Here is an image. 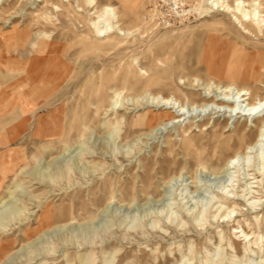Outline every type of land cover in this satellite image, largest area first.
I'll return each mask as SVG.
<instances>
[{
  "label": "rangeland",
  "instance_id": "rangeland-1",
  "mask_svg": "<svg viewBox=\"0 0 264 264\" xmlns=\"http://www.w3.org/2000/svg\"><path fill=\"white\" fill-rule=\"evenodd\" d=\"M18 1L0 0V104L25 99L35 121L0 197V264H264V137L247 149L262 118L135 105L226 84V53L242 61L239 84L263 92L264 70L248 76L264 64V22L243 32L208 0H179L170 23L154 0H49L46 18ZM105 6L128 34L93 31ZM168 111L180 120L153 130ZM238 151L249 155L226 168Z\"/></svg>",
  "mask_w": 264,
  "mask_h": 264
},
{
  "label": "bare ground",
  "instance_id": "bare-ground-1",
  "mask_svg": "<svg viewBox=\"0 0 264 264\" xmlns=\"http://www.w3.org/2000/svg\"><path fill=\"white\" fill-rule=\"evenodd\" d=\"M7 0H5L6 2ZM209 4H211L212 7H222L221 10L231 15L235 23L242 29L243 32H248L249 29L247 26H245L246 23L253 25L257 28H261L262 24L264 22L263 16H262V7L259 1L253 0L251 6L253 7L252 10H247L244 7V2L241 0H234L235 6H231L229 4V0H208ZM49 0H34L33 2L31 0H19L17 2V5L21 10H24L26 8H30L34 6V9L37 11V17H47V8L49 6ZM86 3L89 7L95 6V0H86ZM3 3H0V7H2ZM264 9V8H263ZM95 12H93L94 14ZM91 27L93 31L98 36H104L106 38H109L111 34L118 33L119 35H125L128 34V31H123L120 28V25L118 23V16L115 12V10L111 7L105 6L102 11L97 14L96 20L91 21ZM252 27V26H251ZM254 28V27H253ZM255 29V28H254ZM253 29V30H254ZM255 29V30H256ZM257 31V30H256ZM255 31H253L254 33ZM251 33V32H250ZM24 36L20 35L19 39L23 40ZM225 47H222L221 51L224 50V48H227L230 51H233L230 49L229 46L223 45ZM234 52V51H233ZM210 59L207 60V64L209 69H213V58L215 56L214 52H210ZM220 66L216 68L219 71L216 73L218 76L225 77L228 79L226 84H221L220 82H216L214 80H210L209 82L205 83L206 85L205 90L206 92L202 94H190L185 93L183 95L184 100H179L177 98H165L163 96L159 95H151V94H144L142 97L143 99H146L145 103H141L139 99L136 101L135 105H146L147 107H154V108H163V109H173L175 105L181 108V110L184 109L185 105H198L199 108H205L209 105H216L221 108H230L234 112L237 110L238 112L236 115L244 116V117H261V127H260V133L258 141L255 143L254 146H248L247 149L255 148L258 144L262 142L264 137V91L263 92H254L249 87L241 86L239 84V65L242 64V61L239 60V56H236L235 58L232 56V53L230 55L223 54L222 57H220ZM258 69H251L250 75L248 76V79L253 78L255 81H259L262 75V71L264 70V64H258ZM233 66L234 69L232 68ZM245 72H243L240 76V78H246ZM183 81L180 79V82ZM219 81V80H218ZM184 83V81H183ZM194 83H198V79H194L189 83L187 86L185 85L184 89H195ZM224 83V82H223ZM261 83V82H260ZM185 84V83H184ZM259 84V83H258ZM198 85V84H197ZM215 86L217 89L216 91L220 90V94L218 95H211L212 93V86ZM180 86V85H179ZM201 87V86H200ZM198 89V88H197ZM200 90V89H198ZM215 91V90H214ZM219 92V91H218ZM217 93V92H216ZM195 95L194 99H191L190 96ZM114 105H117V101L114 102ZM197 108V107H196ZM241 111V112H239ZM174 113H176L174 111ZM172 111L166 112L164 115L168 118V122L164 124L161 123L157 125L153 130H160L162 126H167L169 124H174L178 122L180 119H178L175 114ZM260 120V119H259ZM163 128V127H162ZM242 130V129H241ZM154 132V131H153ZM246 151V150H245ZM258 150H256L257 152ZM248 152H236V154L229 158L225 164L226 168H229L231 165L234 166V163L237 159H239V156H244L247 158ZM259 159L261 161L264 160V154H259ZM236 166V165H235ZM234 166V167H235ZM225 168V169H226ZM231 168V167H230ZM229 168V169H230ZM221 198V197H220ZM220 204V203H219ZM222 205V204H221ZM14 208V207H13ZM224 208V207H223ZM220 208V209H223ZM219 209V210H220ZM234 211V209L232 210ZM2 212V211H1ZM3 213V212H2ZM0 213V217L4 214ZM220 213V212H219ZM229 214L226 213L224 217H228ZM217 217L216 215L214 216ZM240 233L244 235L245 238L249 237V233L243 229V227H240ZM217 264V263H216ZM220 264V263H219Z\"/></svg>",
  "mask_w": 264,
  "mask_h": 264
},
{
  "label": "crops",
  "instance_id": "crops-1",
  "mask_svg": "<svg viewBox=\"0 0 264 264\" xmlns=\"http://www.w3.org/2000/svg\"><path fill=\"white\" fill-rule=\"evenodd\" d=\"M34 108L25 99L22 103L11 99L0 104V197L5 182L12 176L15 147L34 124Z\"/></svg>",
  "mask_w": 264,
  "mask_h": 264
},
{
  "label": "built area",
  "instance_id": "built-area-1",
  "mask_svg": "<svg viewBox=\"0 0 264 264\" xmlns=\"http://www.w3.org/2000/svg\"><path fill=\"white\" fill-rule=\"evenodd\" d=\"M181 4L179 0H154L153 11L164 23H170L172 12L178 11Z\"/></svg>",
  "mask_w": 264,
  "mask_h": 264
}]
</instances>
